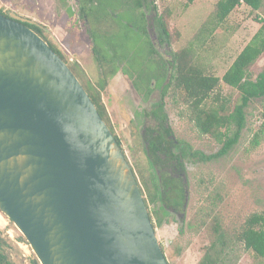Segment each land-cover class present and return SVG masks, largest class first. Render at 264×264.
<instances>
[{
	"label": "rangeland",
	"instance_id": "obj_1",
	"mask_svg": "<svg viewBox=\"0 0 264 264\" xmlns=\"http://www.w3.org/2000/svg\"><path fill=\"white\" fill-rule=\"evenodd\" d=\"M218 1L156 0L158 11L169 28L171 42L163 47L156 43L160 52L171 58L172 52L193 42L199 61L207 71L221 77L257 32L260 17L264 18V8L255 11L241 5L216 26L208 19L214 17ZM0 8L6 14L14 13L39 23L47 40L64 55L69 65L75 66L82 84L91 89L103 87L101 99L107 109L109 126L119 137L139 178L149 181L155 169L145 151L143 128L154 124L148 113L162 96L164 80H153L152 85L144 80L141 83L139 73L145 70L128 66L124 58L116 73L111 75L110 67L104 68L96 60L88 31L92 24L101 32H117L120 20L108 18L86 22L78 15V0H0ZM114 11L121 16L120 8L116 7ZM123 15L125 17V13ZM124 31H129L126 44L128 49L133 47L130 57L135 62L136 54L132 52L138 43H142L137 37L139 32L127 27ZM150 33L157 42L155 30L150 29ZM120 36L124 39L125 33ZM140 49L145 56V49L142 46ZM262 70L264 52L249 67L248 74L256 78ZM134 81L141 83V91L135 88ZM219 90L231 98L232 108L240 99V92L222 81ZM142 91L150 93L149 98L144 97ZM162 99L177 141H182V145L192 152L209 155L220 150L221 142L210 134H202L195 126L180 90L171 87ZM263 111L264 96L251 100L239 141L227 153L212 160L188 156L183 160V168L176 171V176L186 181L188 199L185 197L184 207L176 208L180 212L178 215L171 211L164 214L162 210L160 219L153 215L157 238L169 264H198L216 237L213 230L216 222L225 232L226 241L234 247L228 264H264L263 259L245 249L238 238L250 215L264 214V131H260ZM155 207L158 208V203L149 205L151 211ZM0 233L3 239L1 251L10 261L41 264L27 238L1 211Z\"/></svg>",
	"mask_w": 264,
	"mask_h": 264
},
{
	"label": "water",
	"instance_id": "obj_2",
	"mask_svg": "<svg viewBox=\"0 0 264 264\" xmlns=\"http://www.w3.org/2000/svg\"><path fill=\"white\" fill-rule=\"evenodd\" d=\"M26 22L0 12V211L41 264H169L122 146Z\"/></svg>",
	"mask_w": 264,
	"mask_h": 264
},
{
	"label": "trees",
	"instance_id": "obj_3",
	"mask_svg": "<svg viewBox=\"0 0 264 264\" xmlns=\"http://www.w3.org/2000/svg\"><path fill=\"white\" fill-rule=\"evenodd\" d=\"M188 1L193 2V0ZM131 2L141 8L144 4L150 6L154 0H131ZM106 3L107 0H79L80 18L90 23L92 20H100L99 14L104 19L110 18L109 10L103 7ZM241 5H246L257 11L264 8V0H219L214 17L210 21L208 19V22H212L211 24L217 26L236 7ZM0 12L6 14L1 8ZM156 21L161 32V40L166 39L171 43L169 28L163 15L157 18ZM259 22L260 27L257 32L221 77L207 71L199 61L197 48L193 42L178 51L172 52L170 60L161 59L164 67L167 63L172 65L170 82L165 85L162 95L165 96L171 87L180 90L183 93V101L189 108V113L195 126L202 134L212 135L222 143V146L217 153L209 155L199 151H189L182 145V141H177V139L173 138L172 129L168 123V116L163 107L164 103H158L151 110L153 115L162 122V129L159 134L153 135L152 131L149 130V135L145 139L147 143L145 151L155 171L151 173L149 181L141 180L137 170L131 166L144 196L153 225V215L159 218L160 210L166 214L172 208L184 205L186 197L185 183L181 177L176 176V171L183 168V160L188 158V156L212 160L227 153L239 141L242 129L245 127L246 108L250 101L264 96V70L256 78H252L248 74L249 67L264 52V18L260 17ZM26 24L48 41L41 25L29 22H26ZM143 29L145 31V28ZM88 31L92 38V51L96 60L104 68L109 66V72L114 75L119 68L118 63L123 58L127 60L133 49V47L128 49L126 44L130 34L128 31L124 32L125 36L123 39L119 33L117 39H113L112 35L114 33L101 32L97 28H93L92 24H90ZM49 43L67 62L64 55L51 42ZM141 46L145 49V56H143L142 51L140 52ZM155 51V45L147 41L146 43H138L132 53L135 52L140 57H148ZM70 67L77 75L75 66L70 65ZM146 77L149 81L151 76L147 75ZM221 81L240 92V99L233 108L231 107V98L219 90ZM134 85L139 88L137 81H134ZM84 87L97 106L102 118L109 125L107 109L101 99V89L103 87L100 89L87 88L85 85ZM262 116L263 122L260 131H264V111ZM110 128L114 133L111 125ZM114 135L121 145L119 137L115 133ZM157 203L158 208L155 207L151 211L149 205ZM213 230L216 233V237L211 245L207 247L198 264H228V259L231 257L234 247L230 245V242L226 241V234L220 228L219 223L216 222L214 224ZM238 238L244 244L245 249L252 250L255 255L264 261V214L250 215L245 221V226L239 233ZM2 240L0 233V264H15L1 251Z\"/></svg>",
	"mask_w": 264,
	"mask_h": 264
},
{
	"label": "flooded vegetation",
	"instance_id": "obj_4",
	"mask_svg": "<svg viewBox=\"0 0 264 264\" xmlns=\"http://www.w3.org/2000/svg\"><path fill=\"white\" fill-rule=\"evenodd\" d=\"M78 2H79V0H78ZM103 7L107 8L109 10V14L111 15L110 19L115 20L117 18L118 20H120L118 23V25H119L118 26L119 27L118 32H107V33H114V35H112L113 39H117L118 34L124 33L125 32L124 28L127 27V28H131L132 31L137 30V32H139V35L137 37L142 41V43H146L147 41H150L155 45L156 51L153 54L148 55V57H143V56L140 57V56L136 55V58H134L135 59V62H134L133 60H131V57L129 54L128 57H130V58L127 59L126 61H127L128 66H130V67L134 66V67H139L140 70H145L143 73H139L138 80L141 83L144 80V81H146V83H148V85H150V84L152 85L153 80H157V82H161V80H164L161 84L162 85L161 86V93H163V90L165 89V85L170 82L171 73H172V65L170 63H167L165 65V67H164V65H162V63H161L162 58H165L166 60H170V58H167L162 52H160L156 43H158V45L161 47H163L164 45H170L171 43H169L168 40H166V39L165 40L163 39V41L161 40V36H160L161 32H160L159 27L156 23L157 22L156 20L162 14L159 13V11H158L156 0H154V2L150 4V6H147L144 4L141 8H139L138 6H135L131 2V0H107V3L104 4ZM116 7L120 8L122 10L120 12L121 16L117 12L114 11V8H116ZM124 13H125V17L127 15H128V17L125 18L123 15ZM5 15H8V14H5ZM78 15H79V12H78ZM79 17H80V15H79ZM98 17H100L101 21L108 19V18L104 19L101 14H99ZM86 22H88V21L86 20ZM143 28H145V31ZM150 29L155 30L157 42H155L153 40L151 33H150ZM171 54H170V57H171ZM147 75L151 76L149 81L146 77ZM141 83L138 82L139 88L137 86H135V88L137 90L141 91ZM148 92H149V89H148ZM145 93H146V95H145ZM142 94L144 95V97H148V95L150 93L142 91ZM162 97H163V95L161 96L159 101H157V104L162 103V102L164 103ZM151 110L148 113V116H150L152 118V120H154V124L151 125L150 127H148L146 125L144 126V128H143L144 140L149 135V130L152 131L153 135H158L162 129L161 120H159L156 116H154L153 113L151 112ZM173 138H175L174 135H173ZM146 145H147V143H146ZM169 170L171 171V169H169ZM178 177H181V176L178 175ZM183 181L186 184L185 178L183 179ZM185 191L187 192L186 187H185ZM170 211H171V213L176 214V215L180 214L179 210H177L176 208H174V209L172 208Z\"/></svg>",
	"mask_w": 264,
	"mask_h": 264
}]
</instances>
